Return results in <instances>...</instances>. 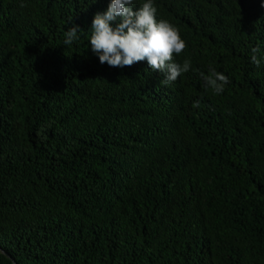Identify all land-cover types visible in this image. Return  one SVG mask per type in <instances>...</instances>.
<instances>
[{"label":"trees","instance_id":"16d2710c","mask_svg":"<svg viewBox=\"0 0 264 264\" xmlns=\"http://www.w3.org/2000/svg\"><path fill=\"white\" fill-rule=\"evenodd\" d=\"M110 2L0 0V248L16 264H264V0H154L187 45L174 61L191 60L167 86L146 60L92 52ZM210 67L230 80L219 95Z\"/></svg>","mask_w":264,"mask_h":264},{"label":"clouds","instance_id":"9594fccd","mask_svg":"<svg viewBox=\"0 0 264 264\" xmlns=\"http://www.w3.org/2000/svg\"><path fill=\"white\" fill-rule=\"evenodd\" d=\"M23 6V5H22ZM135 0H111L107 10L95 14L91 25L90 45L101 64L111 67L131 66L147 61L153 71L163 74L160 83L164 86L175 82L191 68V60L182 63L174 61L187 47L177 26L165 19H157L158 9L154 0H144L137 10H133ZM264 7V3L261 4ZM118 21L115 27L110 22ZM82 30L74 25L65 32V45L79 39ZM259 46L251 49V62L260 65ZM205 90L219 95L230 83L228 76L210 67L208 74L200 73ZM200 101L193 102L199 108Z\"/></svg>","mask_w":264,"mask_h":264},{"label":"water","instance_id":"95a60500","mask_svg":"<svg viewBox=\"0 0 264 264\" xmlns=\"http://www.w3.org/2000/svg\"><path fill=\"white\" fill-rule=\"evenodd\" d=\"M0 252L2 254H4L7 258H9L13 264H16V262L14 261V259L11 258L3 249L0 248Z\"/></svg>","mask_w":264,"mask_h":264}]
</instances>
